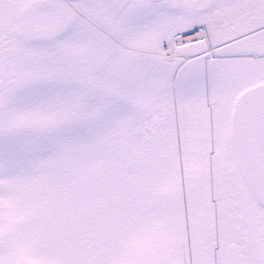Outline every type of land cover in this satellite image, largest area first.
<instances>
[{"label":"snow or ice","instance_id":"obj_1","mask_svg":"<svg viewBox=\"0 0 264 264\" xmlns=\"http://www.w3.org/2000/svg\"><path fill=\"white\" fill-rule=\"evenodd\" d=\"M0 264H264V0H0Z\"/></svg>","mask_w":264,"mask_h":264}]
</instances>
